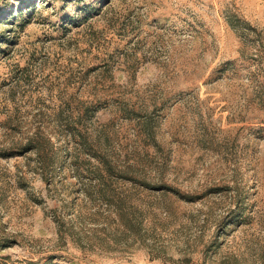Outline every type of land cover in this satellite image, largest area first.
Returning a JSON list of instances; mask_svg holds the SVG:
<instances>
[{
    "label": "rangeland",
    "instance_id": "rangeland-1",
    "mask_svg": "<svg viewBox=\"0 0 264 264\" xmlns=\"http://www.w3.org/2000/svg\"><path fill=\"white\" fill-rule=\"evenodd\" d=\"M0 264H264V0H0Z\"/></svg>",
    "mask_w": 264,
    "mask_h": 264
},
{
    "label": "trees",
    "instance_id": "trees-1",
    "mask_svg": "<svg viewBox=\"0 0 264 264\" xmlns=\"http://www.w3.org/2000/svg\"><path fill=\"white\" fill-rule=\"evenodd\" d=\"M93 156L98 157L99 163L102 165L101 171L99 170L100 173L98 175L101 180H103L104 178H111L113 175H115L114 174L115 165L110 160H108L107 157H104V155L100 156V155H96V154H94ZM128 166L129 165H127V167ZM102 169L104 170V174L101 173ZM138 180L140 181L142 186H144L146 188H150V190L160 191L163 193L173 192L174 194H180L178 189H175V188L167 185L166 183H163V182L151 183V182H148L146 178H144V179L138 178ZM185 196H188V195H181L182 198H185ZM188 198H190V197H188ZM187 200H192V199H187Z\"/></svg>",
    "mask_w": 264,
    "mask_h": 264
}]
</instances>
